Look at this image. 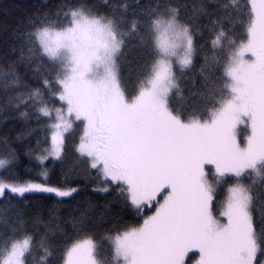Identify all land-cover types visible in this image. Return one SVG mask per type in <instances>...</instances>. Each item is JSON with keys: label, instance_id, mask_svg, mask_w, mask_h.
Here are the masks:
<instances>
[{"label": "snow or ice", "instance_id": "6c2138e0", "mask_svg": "<svg viewBox=\"0 0 264 264\" xmlns=\"http://www.w3.org/2000/svg\"><path fill=\"white\" fill-rule=\"evenodd\" d=\"M202 17L212 51L192 100L180 81ZM5 43L0 124L21 127L0 139V203L15 208L0 264H264V0H202L194 14L182 0H60ZM18 141L40 180L15 178ZM69 153L74 177L114 193L134 223L104 228L110 206L92 201L67 219L62 199L47 219L30 211L26 194L79 191L47 181Z\"/></svg>", "mask_w": 264, "mask_h": 264}, {"label": "trees", "instance_id": "16d2710c", "mask_svg": "<svg viewBox=\"0 0 264 264\" xmlns=\"http://www.w3.org/2000/svg\"><path fill=\"white\" fill-rule=\"evenodd\" d=\"M60 0H0V8L7 6L10 9L9 15L5 16L3 11H0V63L6 56H10L9 45L5 43L6 40H10L11 30L15 27L18 19L23 18L26 14L35 12L38 7H47L54 9ZM90 3H96L98 0H89ZM142 3L145 0H141ZM189 6L190 13H195V9L199 6L202 0H182ZM201 34L197 36V44L199 46L198 54L195 57L194 65L192 68L185 72L183 78L180 81V87L182 89V95L185 97H191L192 100L197 99L196 96H191L193 92H199L202 90V77L199 74V68L203 64V57L205 55H211V39L212 31L209 21L205 18H201L200 21ZM5 25L8 26V31H4ZM137 49H132L127 59L135 65L137 58ZM0 103H3V96H0ZM20 125L17 122L9 121L5 127L0 124V139L7 133L11 138H15L16 132L20 129ZM13 147L18 149L19 162L14 169L15 178L21 181L40 180V170L34 168L33 162L29 161L25 155L27 148L26 142H16ZM0 154H2V147H0ZM75 160L71 153L65 159L63 164L53 165L48 164L47 169V181L53 186L69 185L79 189L78 192L72 194L71 197H56L51 193H31L26 194L27 199L24 201L32 213H42L44 219L48 218V209L56 203L58 200H63V204L60 216L64 219L68 218L69 213L76 205L84 206L87 201L110 206L111 215L105 219L103 224L104 228L115 227L119 223H134L135 218L131 214L122 208L121 203L115 198V194H106L95 192L92 190L93 186L90 181L76 179L73 175L75 170ZM13 204H19L20 200L14 198ZM257 220L264 215V203L257 202L253 209ZM15 213V208L12 206L5 207L0 203V220L11 218ZM65 227H70L65 225ZM42 231V229H41Z\"/></svg>", "mask_w": 264, "mask_h": 264}, {"label": "rangeland", "instance_id": "374dc122", "mask_svg": "<svg viewBox=\"0 0 264 264\" xmlns=\"http://www.w3.org/2000/svg\"><path fill=\"white\" fill-rule=\"evenodd\" d=\"M241 138H243V132H241ZM191 255V254H190Z\"/></svg>", "mask_w": 264, "mask_h": 264}]
</instances>
